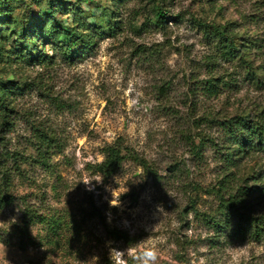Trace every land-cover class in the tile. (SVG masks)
<instances>
[{
  "label": "rangeland",
  "instance_id": "1",
  "mask_svg": "<svg viewBox=\"0 0 264 264\" xmlns=\"http://www.w3.org/2000/svg\"><path fill=\"white\" fill-rule=\"evenodd\" d=\"M205 25L227 30L233 58ZM257 79L264 0H0V177L46 217L21 249L18 204L0 209V264H110L109 245L154 249L155 264H264V238L237 233L213 190L234 173L264 212V153L228 127L264 110ZM115 142L150 169L96 173Z\"/></svg>",
  "mask_w": 264,
  "mask_h": 264
},
{
  "label": "trees",
  "instance_id": "2",
  "mask_svg": "<svg viewBox=\"0 0 264 264\" xmlns=\"http://www.w3.org/2000/svg\"><path fill=\"white\" fill-rule=\"evenodd\" d=\"M162 16L161 22H166L164 14L159 11ZM204 31L209 35L220 36L221 56L225 59L233 58L235 52L239 48L235 40L229 36L226 29H221L218 26L205 25ZM67 56H71L67 53ZM217 57L213 55L210 64H214ZM217 79L211 75L208 81V92L210 96L218 95V87L215 86ZM264 80L257 79L258 88L262 86ZM228 127L233 138V143L238 140L243 132L247 133L249 138L247 147L249 150L264 153V110L258 112L257 115H244L232 118L229 120ZM203 143L197 145V151H200ZM221 148H227L226 143L221 145ZM122 144L115 142L107 144L103 147L104 159L101 162L94 164L92 167L96 173L103 175L105 178L113 176L121 167L123 162L130 158L133 161L142 165L145 169H150V164L147 159L140 157L137 153H128ZM153 174V173H151ZM223 177L218 182L217 187L213 190L218 200V210L228 221H236V232L248 236L250 239L259 241L264 238V212L259 210L252 211L248 205V196L246 187L239 184V178L234 173L223 171ZM10 179L3 175L0 177V209L6 208L9 205L18 204L21 212V222L13 231L16 233V244L21 249H26L33 241L29 233V227L34 223H44L45 216L38 212L35 204L28 201L26 196L17 197L9 192ZM198 212V211H197ZM206 222H217L213 216H205ZM5 235L4 230L0 227V241L7 244L12 243V236ZM114 237L116 239L126 238L127 235L123 232H117Z\"/></svg>",
  "mask_w": 264,
  "mask_h": 264
},
{
  "label": "clouds",
  "instance_id": "3",
  "mask_svg": "<svg viewBox=\"0 0 264 264\" xmlns=\"http://www.w3.org/2000/svg\"><path fill=\"white\" fill-rule=\"evenodd\" d=\"M86 185H90V182L83 181ZM117 204H113L116 206ZM134 261V264H155L157 259V253L154 249L146 248L136 253L132 248L119 249L109 245V260L110 264H128V258Z\"/></svg>",
  "mask_w": 264,
  "mask_h": 264
}]
</instances>
